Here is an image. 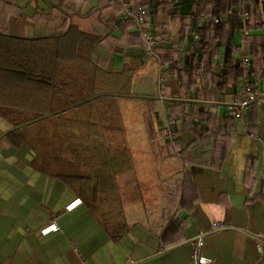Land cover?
<instances>
[{"label": "crops", "instance_id": "obj_1", "mask_svg": "<svg viewBox=\"0 0 264 264\" xmlns=\"http://www.w3.org/2000/svg\"><path fill=\"white\" fill-rule=\"evenodd\" d=\"M162 1L171 5L165 8ZM138 4L155 5L149 25L165 61L169 94L164 93V102L158 61L134 23L123 20L116 0H0L12 65L20 61L16 69L25 71L23 79L18 75L0 83V264H194L192 239L201 232H206L202 253L215 256V264H264L258 248V242L264 246V97L245 111L247 122L252 117L259 123L254 132H247L232 109L246 93L264 90V49L244 40L245 34L264 35V0L252 5L256 14L243 18L245 27L234 32L232 44L215 48L214 83L226 81L228 64L238 60L243 44L251 59L245 79L255 88L234 101L232 86L211 98L197 96L201 64L186 65L200 21L187 24L173 50L182 26L173 17L195 13L196 0ZM91 14V21L83 19ZM241 16V8H235L220 23ZM72 21L92 23L96 32L107 26L108 33L86 56L57 59L56 36ZM202 37L210 40L211 33L205 30ZM105 100L141 105L142 122L94 123L92 138L84 141L93 147L84 170L93 191L36 169L33 148L16 147L10 139L11 132L31 122L79 110L75 105L81 101L94 106ZM172 100L192 104L198 119H172ZM168 119L176 132L173 140L160 134ZM200 133L205 143L193 147ZM180 148L191 159L198 154L203 163L217 166L186 161ZM87 192L91 200L82 197ZM79 197L83 203L67 210ZM52 222L59 230L43 235Z\"/></svg>", "mask_w": 264, "mask_h": 264}, {"label": "trees", "instance_id": "obj_2", "mask_svg": "<svg viewBox=\"0 0 264 264\" xmlns=\"http://www.w3.org/2000/svg\"><path fill=\"white\" fill-rule=\"evenodd\" d=\"M244 1L245 0H196L197 10L195 13H193L192 15H174L173 17L176 19L175 23H182L179 33L175 34V36L173 37V50L175 51L180 44L181 36L187 24H192L194 21H200L196 31L198 34V38H196L195 40L194 50L190 57V62L188 63V65H186V67L189 68L193 63L198 62L201 64V88L198 90L199 93L197 95L199 98H211L210 96L213 92L227 90L229 86H232L233 91L230 93V100L234 101L236 98L241 97L244 92L255 88L254 81H248L245 79L246 71L244 69L241 56L238 58V60L236 58L228 64V66L230 67V71L227 74L225 82L214 83L211 81V66L216 55L215 48L217 47V45L224 42L227 44H232L234 32L245 27V22L242 16L238 18H232L229 24L225 22L217 23L213 19V17L217 16L221 19V21H223V19L225 18V14L234 11L235 8H241L242 12L246 10L250 14V16H254L256 14L254 6L244 3ZM139 2H141V0H136L134 3L138 4ZM161 4H165V8L171 5L167 1H162L161 3H159V5ZM154 6V4L151 6H145L149 10V14L146 18L148 22L151 19L150 10L151 8H154ZM93 16L95 17L94 14H91L89 17H85L83 19L91 21ZM97 19L99 20L98 17ZM99 21L101 24H103L101 20ZM91 24L92 23H89V25H80L72 21L71 24L60 28L56 36V58L60 60H71L76 57H84L89 53L94 45L102 41L105 38L106 33H108V27L105 26V30L102 29L103 31L96 32L93 30ZM169 28L172 32L177 33L175 25H171L170 23ZM205 30L211 33L210 40H206L202 37V33ZM6 34L7 33L5 32V29H2V27L0 26V83L4 80L5 82L11 79L17 80L18 75L20 76V79H23V76L25 75L24 70L16 69L17 63H19L20 65V61L17 63L14 61V64L12 65L13 55L12 51L9 50L11 49L9 48V42H7L5 39ZM244 40L254 47L260 46L264 49V35L261 36L245 34ZM162 54L164 55V53ZM177 58L178 57L174 58L173 60H178ZM28 66L29 61L27 60L26 69H28ZM22 67H25V65L21 63V68ZM162 78V92L167 96L169 92L168 87L166 86L164 81L165 70H163ZM243 87H245V89H243ZM203 92H205L204 96ZM87 104V101H81L75 106L82 108ZM168 111L170 113V117L172 119H176L177 121L185 122V118L196 120L198 119L193 115V105L181 100L170 101V103L168 104ZM58 116L61 119L62 116H60V114L56 115V117ZM44 121V119L34 121L20 130L11 132L10 139L14 146L21 147L22 145L27 144L33 148L36 153V157L33 160L32 165L36 169L50 174L54 177L60 178L71 186L77 187V185H80V188L83 189L84 187L85 191H93L91 185H88L89 180L87 179L88 177L91 178V175L86 174L84 171L71 172L68 169L70 166L65 165L66 163H69V159L71 157H74L73 153H75V151H77L76 157L78 155L77 147H71L69 135L66 136V140H61L62 137H59L58 134L59 138L53 145L52 138H50V140L48 141L46 139L47 137L43 135V131H40L42 133H40L39 135L38 133L34 132V129H36V127H42V125L45 123ZM61 125L64 124H59L57 125V127L60 128ZM256 126H259V123L257 122V120L253 121L252 117H250L249 122H247V132H254V130H256ZM68 127V130H70L71 126ZM204 141V133H200V138L197 137L196 139L192 140V143L194 145L193 147L202 145L203 143H205ZM63 142H65L64 146L62 145ZM83 150L85 152H88L89 157H91L92 154H90V150L87 147H85ZM102 150L108 151V149H101V151ZM119 151L120 150L118 149L116 155H121ZM180 153L183 159L186 161L192 160V162L200 165L217 166L215 163H203L198 154L196 155L197 159H191L189 158V156L187 157L184 153V148H180ZM64 161L65 164H63ZM70 164L71 163H69V165ZM85 166L87 165L85 164ZM82 197L85 198V200H91L92 193L87 192L86 195L82 194Z\"/></svg>", "mask_w": 264, "mask_h": 264}, {"label": "built area", "instance_id": "obj_3", "mask_svg": "<svg viewBox=\"0 0 264 264\" xmlns=\"http://www.w3.org/2000/svg\"><path fill=\"white\" fill-rule=\"evenodd\" d=\"M116 1L121 5V8H122L121 15H122L123 20L131 21L134 23L138 33L140 34L144 42V45L148 53L157 59L158 64H159L158 85H159L160 90L162 91V86H163L162 73L165 67V61L163 60V58L161 57L157 49L156 39L154 35L152 34L149 22L146 19L149 14V10L145 6L141 4H135L131 0H116ZM259 2L260 0H245L244 1V3L251 4V5L257 4ZM242 17L245 20H249L251 16L246 10H244L242 12ZM213 19L217 23L221 22V19L217 16L213 17ZM244 46L245 44L241 46V57L243 60L244 68L247 71H249V68L251 66V59L247 54L244 53ZM263 97H264V90L250 91L246 93V96L242 100L236 101L232 104V109L234 111V114L236 115L237 119L244 125V127H247V119H246V114H245L246 109L252 103L258 100H261ZM159 98L161 99V101L163 102L165 101L166 98L163 92L160 94ZM160 134L163 137H166L170 140L174 139L176 132L172 128V122L170 119L167 120L166 126H164L160 130ZM82 203H83V199L79 197L67 205V210L73 211ZM212 226L215 229L219 228V224L215 222L213 223ZM59 228L60 227L57 222H52L46 227H44L41 232L43 235H48L52 232L58 231ZM205 236H206V232H201L192 239V245H193V251H194L193 253L194 264H215L217 262V258L215 256H209V255H205L202 253V248L205 243ZM258 248L260 249V251L264 252V246L261 242H258Z\"/></svg>", "mask_w": 264, "mask_h": 264}, {"label": "rangeland", "instance_id": "obj_4", "mask_svg": "<svg viewBox=\"0 0 264 264\" xmlns=\"http://www.w3.org/2000/svg\"><path fill=\"white\" fill-rule=\"evenodd\" d=\"M132 106V107H130ZM134 107V108H133ZM132 108L134 111H131ZM141 108H143L139 104H133V105H122V104H114L109 102L107 100L97 102L94 106L91 104L85 105L79 110L70 111L65 114H60V117L52 116L48 117L47 120H45L42 127H36L34 129V132L38 133V135L43 131V135L46 136L47 140L49 141L50 138H52L53 145L57 142L59 137H62L61 140H66V136L69 135V141L71 143V147H77L78 155L76 157L77 151L73 153L74 157H71L69 159V163L65 164V161L63 164L66 166H70L68 169L78 172H83L86 168L85 164L87 162H91L92 160L89 157V153L85 152L83 149L87 147L90 150V154L93 152V147L90 145H85L84 141L87 139H91L93 136L92 127L94 123L99 124H123L126 122H142V116H139L138 113H141ZM145 109V108H144ZM137 111L136 114H132L131 117L127 116L128 114H131L132 112ZM68 123V125H67ZM59 124L61 125L60 128L57 127ZM77 125L80 126V129L78 131ZM68 126L70 127V130H68ZM70 131V132H69ZM72 131V132H71ZM59 134V137H58ZM106 136V134H105ZM62 145H65V142L62 143ZM88 157V158H87ZM68 161V160H66ZM89 165V163H88Z\"/></svg>", "mask_w": 264, "mask_h": 264}]
</instances>
